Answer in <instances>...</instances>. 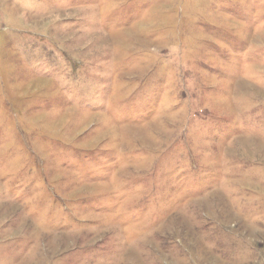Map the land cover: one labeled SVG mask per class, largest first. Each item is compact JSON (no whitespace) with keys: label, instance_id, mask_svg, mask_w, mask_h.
Masks as SVG:
<instances>
[{"label":"rangeland","instance_id":"1","mask_svg":"<svg viewBox=\"0 0 264 264\" xmlns=\"http://www.w3.org/2000/svg\"><path fill=\"white\" fill-rule=\"evenodd\" d=\"M0 264H264V0H0Z\"/></svg>","mask_w":264,"mask_h":264}]
</instances>
